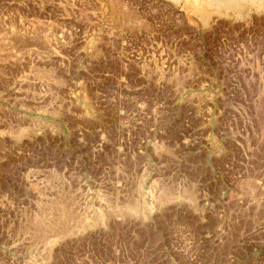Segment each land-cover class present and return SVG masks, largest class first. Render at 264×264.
<instances>
[{
    "label": "rangeland",
    "instance_id": "1",
    "mask_svg": "<svg viewBox=\"0 0 264 264\" xmlns=\"http://www.w3.org/2000/svg\"><path fill=\"white\" fill-rule=\"evenodd\" d=\"M198 3L0 0V264H264V3Z\"/></svg>",
    "mask_w": 264,
    "mask_h": 264
},
{
    "label": "bare ground",
    "instance_id": "2",
    "mask_svg": "<svg viewBox=\"0 0 264 264\" xmlns=\"http://www.w3.org/2000/svg\"><path fill=\"white\" fill-rule=\"evenodd\" d=\"M195 1V0H194ZM198 1V0H197ZM242 1H248L251 4H263L264 0H199V3L195 5L194 11L204 20H208L210 14H208V9L211 7H231L232 9L241 10L240 3ZM247 4V3H246ZM242 7V6H241ZM195 15V14H194ZM62 220V219H60ZM40 223V222H39ZM56 224V223H55ZM39 225V224H38ZM41 226V225H40ZM43 226V225H42ZM61 226V225H60ZM54 228V226H52ZM51 228V227H50ZM56 228V227H55ZM40 229V228H39ZM52 229V228H51ZM64 229V227H63ZM44 230V229H43ZM54 230V229H53ZM52 230V231H53ZM58 230V229H55ZM60 230V229H59ZM40 230H38L39 232ZM42 231V230H41ZM61 231V230H60ZM43 232V231H42Z\"/></svg>",
    "mask_w": 264,
    "mask_h": 264
}]
</instances>
